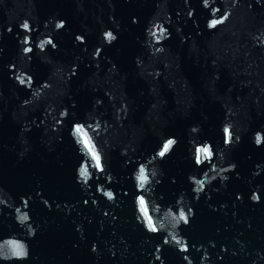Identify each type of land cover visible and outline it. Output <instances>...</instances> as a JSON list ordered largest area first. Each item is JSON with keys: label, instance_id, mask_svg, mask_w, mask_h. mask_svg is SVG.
<instances>
[{"label": "water", "instance_id": "1", "mask_svg": "<svg viewBox=\"0 0 264 264\" xmlns=\"http://www.w3.org/2000/svg\"><path fill=\"white\" fill-rule=\"evenodd\" d=\"M0 264H264V0H0Z\"/></svg>", "mask_w": 264, "mask_h": 264}, {"label": "snow or ice", "instance_id": "2", "mask_svg": "<svg viewBox=\"0 0 264 264\" xmlns=\"http://www.w3.org/2000/svg\"><path fill=\"white\" fill-rule=\"evenodd\" d=\"M218 22H219V21H213L212 23H213V25H214V24H216V23H218ZM77 131H80V129H77ZM171 144H172V141H169L168 144L164 145V150L167 151L168 147H169ZM201 151H203L205 155H208V154H209L207 149H203V150H201ZM163 154H164V153L161 152V155H163ZM94 155H95V154H94ZM95 158H96V160H97V165L99 166V157L96 156ZM141 179H143V175H141ZM141 204L143 205V201H141ZM149 225L151 226V221H149Z\"/></svg>", "mask_w": 264, "mask_h": 264}]
</instances>
